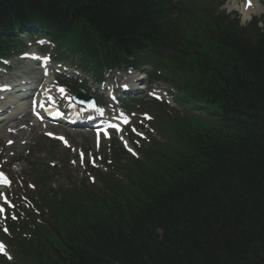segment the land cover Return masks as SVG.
<instances>
[{"label":"trees","instance_id":"16d2710c","mask_svg":"<svg viewBox=\"0 0 264 264\" xmlns=\"http://www.w3.org/2000/svg\"><path fill=\"white\" fill-rule=\"evenodd\" d=\"M153 10L148 0H0V30L39 23L63 43L74 34L102 72L159 39ZM250 36L257 47L233 46L240 83L223 79L248 128L231 120L189 135L184 126L177 150L132 163L126 191L108 179L106 191L40 193L31 213L8 217L9 234L0 228L15 260L0 254V264H264V34ZM15 43L0 41V56Z\"/></svg>","mask_w":264,"mask_h":264},{"label":"rangeland","instance_id":"374dc122","mask_svg":"<svg viewBox=\"0 0 264 264\" xmlns=\"http://www.w3.org/2000/svg\"><path fill=\"white\" fill-rule=\"evenodd\" d=\"M234 1L240 3V0ZM25 43L30 46L29 52H35V48H31L30 39H26ZM9 62L7 75L5 69L0 67V83L15 81L25 71L38 70L31 62H20L19 59ZM59 65L69 66L64 63ZM51 90H56V84H51ZM29 119L26 117L0 128V171L3 169L16 175L21 171L42 170L47 175L40 185L37 184L35 192L43 188L42 191L54 193L53 189L59 190L71 184L80 188L85 180L84 159L88 154L94 156L101 152L96 138L61 126L31 124ZM104 146L108 147V143ZM10 189L6 192L8 195Z\"/></svg>","mask_w":264,"mask_h":264},{"label":"bare ground","instance_id":"6f19581e","mask_svg":"<svg viewBox=\"0 0 264 264\" xmlns=\"http://www.w3.org/2000/svg\"><path fill=\"white\" fill-rule=\"evenodd\" d=\"M249 1V3H251L250 4V6L248 7L247 5H244L243 7H242V9H243V11L244 10H246L247 9V12L248 13H246L247 15H250V14H252V13H254V12H256L257 10H256V7L258 6V2L257 1H255L254 2V0H248ZM254 3H255V6H254ZM31 83H33V82H35V81H37V78L36 77H31V80H29ZM26 89H27V85L26 86H21V87H19V91L20 92H24L23 94H21V96H24V95H27V91H26ZM14 96H16V95H14ZM20 95H17V97H19ZM20 98V97H19ZM21 100H23V98L21 99ZM9 100H7V102H8ZM24 101V100H23ZM17 105V107L14 109V111L12 112V115L13 114H15V113H18V114H23V113H26V111H25V109H24V104L23 103H19V104H16ZM21 105H23V106H21ZM20 107V108H19ZM4 118V117H3ZM31 121V120H30Z\"/></svg>","mask_w":264,"mask_h":264},{"label":"snow or ice","instance_id":"6c2138e0","mask_svg":"<svg viewBox=\"0 0 264 264\" xmlns=\"http://www.w3.org/2000/svg\"><path fill=\"white\" fill-rule=\"evenodd\" d=\"M61 91H63V90H61ZM4 182H5V183H8V181H7V179H6V178L4 179Z\"/></svg>","mask_w":264,"mask_h":264}]
</instances>
